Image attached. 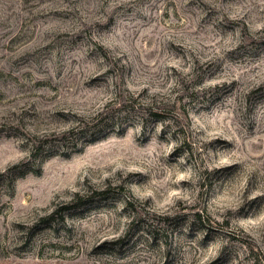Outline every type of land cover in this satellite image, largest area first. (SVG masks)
Segmentation results:
<instances>
[{
    "label": "rangeland",
    "instance_id": "obj_1",
    "mask_svg": "<svg viewBox=\"0 0 264 264\" xmlns=\"http://www.w3.org/2000/svg\"><path fill=\"white\" fill-rule=\"evenodd\" d=\"M0 264H264V0H0Z\"/></svg>",
    "mask_w": 264,
    "mask_h": 264
},
{
    "label": "trees",
    "instance_id": "obj_2",
    "mask_svg": "<svg viewBox=\"0 0 264 264\" xmlns=\"http://www.w3.org/2000/svg\"><path fill=\"white\" fill-rule=\"evenodd\" d=\"M117 97H118V99H119V101H122V100H120L121 99V95L120 96H118L117 95ZM121 103H123V102H121ZM129 103L130 104H133L134 102H132L131 101V99L129 100ZM156 115H159V114H156ZM77 143L75 142V143H73V147L75 148V147H77ZM82 203H80V204H75V205H66V206H63L61 209H60V211L62 212L63 211V213H64V211H70L71 209H75V208H81L82 207ZM126 205L127 206H129L130 208L133 206H135L134 204H133V202H130V201H128L127 203H126ZM61 212H59V213H61ZM51 218V216H47V217H44L43 219H42V222L43 223H48L49 222V219ZM63 219V218H62ZM195 221L197 222V223H199V224H201V225H203L205 222L203 221V218H202V216H201V214L200 213H196L195 214ZM160 233V231L157 229V228H155V227H153V228H151L150 230H149V232H148V237H150L151 239H152V241H158L159 239H158V236L160 235L159 234ZM164 236V235H163ZM148 241V240H147ZM160 241V240H159ZM163 246L165 245L164 244V240H163Z\"/></svg>",
    "mask_w": 264,
    "mask_h": 264
}]
</instances>
